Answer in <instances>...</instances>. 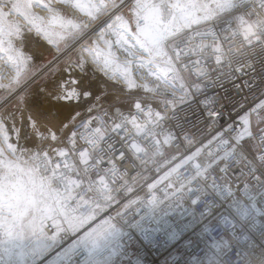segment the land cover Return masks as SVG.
<instances>
[{
  "label": "snow or ice",
  "instance_id": "snow-or-ice-1",
  "mask_svg": "<svg viewBox=\"0 0 264 264\" xmlns=\"http://www.w3.org/2000/svg\"><path fill=\"white\" fill-rule=\"evenodd\" d=\"M58 4L78 11L85 19L69 16ZM248 6V0H235L225 11L230 14ZM260 6L264 7V0ZM34 7L46 9L47 15L34 12ZM197 7L192 0H0V65L11 69L7 76L0 72V89L6 93L0 102L15 101L11 111L0 112V141L14 155L17 148L10 142V132L17 141L23 134L30 145L20 148L21 156L15 159L0 148V229L10 235L25 230L49 234L52 229L53 239L70 232L88 240L113 227L108 214L115 199L111 193L122 182L115 157L119 155L121 162L128 160L132 151L147 163L159 155L175 138L171 129L165 128L169 115L190 95L201 92L207 82H215L205 79L206 71H193L196 61L186 62L199 52V46L181 47L175 38L182 28L201 22L187 15ZM102 16L105 18L96 27H90ZM97 31L98 40L88 39ZM30 39H42L54 51L26 50ZM100 42L105 47H100ZM114 46L130 58L119 62ZM85 53L97 66L91 77L95 78L98 70L105 78L103 89L96 92L92 80L86 79L89 61ZM138 69L159 83H138ZM77 70L84 75L77 78ZM107 80L113 83L109 86ZM69 84L73 86L69 88ZM218 99L213 96L202 101L210 117ZM82 103L87 104L88 119L82 115ZM112 109L115 111L109 117ZM93 110L96 116H91ZM25 111L28 116L22 133L16 124L18 119L24 120ZM237 115L241 129L229 126L219 134L217 150L208 153L207 163H194V174L186 180L178 177L179 187L166 198L184 192L194 177L220 167L254 139L264 126V88L247 110L240 105ZM232 131L236 135L225 139ZM53 142L58 146L53 147ZM257 143L259 159L264 160V139ZM211 144L209 141L205 147ZM201 151L197 149L183 163L193 161ZM157 201L151 194V202Z\"/></svg>",
  "mask_w": 264,
  "mask_h": 264
},
{
  "label": "built area",
  "instance_id": "built-area-1",
  "mask_svg": "<svg viewBox=\"0 0 264 264\" xmlns=\"http://www.w3.org/2000/svg\"><path fill=\"white\" fill-rule=\"evenodd\" d=\"M248 5L230 14L215 12L206 20L187 13L201 22L182 28L175 38L181 47L199 46V52L186 62L196 61L193 71L202 69L208 73L205 79L215 82H207L169 115L165 128L175 138L159 155L147 163L132 151L128 160L115 157L122 182L111 193L115 199L108 214L113 227L96 235L98 247L79 244L61 264H264V160L259 159L257 143L264 139V126L220 167L209 168L205 176L194 177L184 192L166 198L179 187L178 177L186 180L194 174V163H207L208 153L217 150L219 134L229 126L241 129L240 105L247 110L264 88V7L260 0H248ZM129 58L125 52L119 59ZM149 79L153 86L159 83ZM213 96L219 99L210 117L202 101ZM114 111H109V117ZM83 117L88 119L87 114ZM235 135L236 131L228 132L225 139ZM209 141L211 147H205ZM197 149H202L201 154L183 163ZM151 194L157 202H151ZM23 233L10 235L0 229V264L35 263L26 239H21ZM78 237L70 232L58 234L53 251L60 252Z\"/></svg>",
  "mask_w": 264,
  "mask_h": 264
},
{
  "label": "bare ground",
  "instance_id": "bare-ground-1",
  "mask_svg": "<svg viewBox=\"0 0 264 264\" xmlns=\"http://www.w3.org/2000/svg\"><path fill=\"white\" fill-rule=\"evenodd\" d=\"M192 2L197 4L198 7L196 9L190 10V11L193 14H195L196 17L203 18V17H210L211 15L214 14L215 11L221 12V10H224V6H227L228 4L232 3L233 0H192ZM92 24L90 25V27L92 26ZM93 40H98V31L96 32L95 38ZM45 44H46V42H45ZM104 46L105 45L102 42H100V47L103 48ZM113 52L115 53V56L117 57L118 61L123 63V61H121L119 59L125 53L123 51V49L119 48L118 46H114ZM85 59H87L89 61V65L91 66L92 70L97 68V66L91 62V58L88 57L86 53H85ZM83 75H84L83 73H81V72H79V70H77V73H76L77 78L80 76H83ZM101 76L102 75H99V71L97 70L95 78L98 79L100 85H102V83L103 84L105 83V79H103ZM67 78H69V77L66 76L65 79H67ZM135 78H136L137 82L140 84L145 83V81L149 82L151 85L153 84V81H150V79H149L150 77L146 74L145 71L141 72L140 74H136ZM112 82H113L112 80L106 81L107 85H109V86L112 84ZM117 82L122 83V80H120V78L117 77ZM70 85H72V84H69L68 86H70ZM140 196H142V194ZM133 201H134V199L128 201L126 205L131 204ZM29 234L34 238V242L36 243V246L39 249V254H40L39 258L40 259H43V258L48 259V257L52 254V253H50L51 250H53L54 247L58 246L57 245L58 244L57 236L55 237V239H53L51 234H41L39 232H32L31 230H29ZM16 240L19 241V239H16ZM83 243L93 245V247L99 246L98 241L96 239V235L93 236L92 238L88 239V240H81L80 237H78L77 240H74L73 242H71L68 246H66L62 250H60V252L53 251L54 252L52 254L53 257H51V259H49V261H47L44 264H61L62 262H65V260L72 254V251L79 244H83ZM48 253H49V255H47ZM45 256H47V257H45ZM32 258L34 261L35 260L34 258H36V257H32Z\"/></svg>",
  "mask_w": 264,
  "mask_h": 264
},
{
  "label": "rangeland",
  "instance_id": "rangeland-1",
  "mask_svg": "<svg viewBox=\"0 0 264 264\" xmlns=\"http://www.w3.org/2000/svg\"><path fill=\"white\" fill-rule=\"evenodd\" d=\"M235 0H233V2H234ZM52 2L53 3H56L57 2V0H52ZM232 2V3H233ZM229 5V4H228ZM58 7H62L63 9H64V12L66 13V14H68L69 16H81V14L78 12V11H76V10H74V9H72V8H69V7H67V6H65V5H62V4H58ZM225 8H226V6H224V10H221V12H225ZM33 11L34 12H36V13H38L39 15H41V16H46L47 15V10L46 9H44V8H41V7H34L33 8ZM215 12H218V11H215ZM214 12V13H215ZM103 17V16H102ZM102 17H100V19L99 20H97V21H94L93 22V24H92V26L91 27H96V25L97 24H99L100 23V20L102 19ZM14 18H16V17H14ZM21 19V21H22V18H20ZM81 19H85L84 17H82L81 16ZM23 22V21H22ZM95 34H96V32H94V33H91L90 34V36L88 37V39H90V40H93L94 38H95ZM110 38V37H109ZM110 39H114L113 37H111ZM105 47V46H104ZM34 48H39V49H43V50H47V51H54V49H51L50 48V46H47L46 44H45V42L44 41H42L41 39L40 40H38V41H32L31 39L26 43V50H33ZM75 57L73 56V59H74ZM88 68H89V75H88V77H86V79H91L92 80V84H91V87H92V89H93V91L94 92H96L97 90H99V89H103V87H104V84L102 83V85H100L99 84V81H98V79H96V78H92L91 77V70H92V68H91V66L88 64ZM0 72H2L5 76H7L8 74H10L11 73V69L10 68H5V67H3V65H0ZM99 75H101L100 73H99ZM66 77V76H65ZM103 79H105L103 76H101ZM3 82L4 83H7V79H4L3 80ZM113 83V82H112ZM73 85H70V86H68L69 88H71ZM6 95V93H5V91L3 90V89H0V101H2V99H3V97ZM113 95H114V93H113ZM102 104L103 103H105V102H101ZM14 104H15V101H14V99H12V100H9L8 101V103H3V102H0V112H7V111H11L12 109H13V107H14ZM81 109V111H82V115L84 116L86 113H87V107L86 108H80ZM93 111H95V110H93ZM27 116H28V113H27V111H25V114H24V120H20V119H18L17 120V124H16V126L18 127V128H21V132L23 133V131H24V121H26L27 120ZM10 137H11V139H10V142L13 144V145H15L16 146V148H17V152L15 153V155L11 152V151H9L8 149H7V145L6 144H4L2 141H0V148H4L5 149V155L7 156V157H9V158H13V159H15L17 156H21V153H20V151H19V149L20 148H22V147H28V146H30V145H28V144H26V142H25V139H24V136H23V134L21 135V137H20V139L17 141V139H16V137H15V135L14 134H12L11 132H10ZM54 147H57L58 145L55 143V142H53V144H52ZM22 159H27V156H22ZM24 233H23V235H22V240L25 238L26 239V243H28V246H29V249H30V251H31V254L33 255L32 257H36V258H34L35 260H34V264H44V263H46L47 261H49V259H51V257H53V250H51V252L50 253H52L49 257H48V259L46 258V259H40L39 258V256H40V254H39V249L37 248V246H36V243L34 242V238L29 234V230H25V231H23ZM47 255H49V253L47 254ZM45 257H47V256H45Z\"/></svg>",
  "mask_w": 264,
  "mask_h": 264
},
{
  "label": "crops",
  "instance_id": "crops-1",
  "mask_svg": "<svg viewBox=\"0 0 264 264\" xmlns=\"http://www.w3.org/2000/svg\"><path fill=\"white\" fill-rule=\"evenodd\" d=\"M80 108H86L87 107V104H85V103H82V104H80V106H79Z\"/></svg>",
  "mask_w": 264,
  "mask_h": 264
},
{
  "label": "water",
  "instance_id": "water-1",
  "mask_svg": "<svg viewBox=\"0 0 264 264\" xmlns=\"http://www.w3.org/2000/svg\"><path fill=\"white\" fill-rule=\"evenodd\" d=\"M67 79H69V78H67Z\"/></svg>",
  "mask_w": 264,
  "mask_h": 264
}]
</instances>
